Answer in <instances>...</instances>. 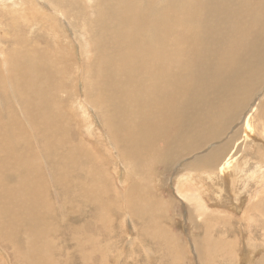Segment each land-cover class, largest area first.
Returning a JSON list of instances; mask_svg holds the SVG:
<instances>
[{
	"label": "bare ground",
	"instance_id": "6f19581e",
	"mask_svg": "<svg viewBox=\"0 0 264 264\" xmlns=\"http://www.w3.org/2000/svg\"><path fill=\"white\" fill-rule=\"evenodd\" d=\"M12 1L15 4L17 3L15 0ZM244 1L246 3L240 6L239 0H175V4L172 7L170 5V0L169 2L168 0H50L51 4L47 2L51 11H54L53 13L61 14L67 17V19H72L74 16L81 18V25L83 26L81 27L85 29V34L89 35V42H87V45H89L88 48H91L93 52L104 51V55L99 57L98 60L95 59L91 62L89 68L82 70V78L85 80V87L83 89V97L85 98L81 100V98L78 97L80 99L79 101L75 100V103H77L79 107H81L83 113H85L88 125L85 126L84 129H82V124L80 128L78 127V121L73 125L80 139L77 143V148L69 150L67 153H61L57 150L54 154H58L57 156L59 157L55 158L54 156L51 163L46 161L44 164L47 173L48 170L51 172L52 169L59 173L57 179H55L54 175H49L50 182L56 185L54 187L56 195H60V197L65 200L64 202L66 205L67 199L72 200V206L74 207L67 209V211L62 207V215H60L61 213H57L56 210L58 207L56 209L54 208L50 199V190L46 186L43 189L45 194L40 195L41 198L36 193L37 191L33 192L32 185L34 182H32L30 174L29 177L24 174L22 181L16 179L14 186L9 190H5L1 187L0 192L2 197L4 196L3 200L9 201L11 199L10 201H12L17 198V203H11L1 208L0 238L4 239L5 237L4 242L6 245L12 244L14 246L15 244L21 243L24 246L23 248L21 247V249H18L17 246L12 247L11 251H9L8 248H0V254H3V258L5 257L7 262L10 264H62L66 261L67 264H109L110 261H107L109 258L105 259L106 256L104 258L103 251L93 244L92 241L95 239V236L93 237L92 234L89 235V231H87L88 233L83 232L82 234L79 231L82 228L86 229L84 227L93 225H99L105 227V229L107 228L106 226L109 225L108 230H111L113 227L112 223H114L115 229H117V225L118 229L121 227L123 228L126 232V234L123 235L125 237H128V231L125 230L124 227L128 228V225L131 224L132 227L134 226L136 228V230L134 229L135 232L129 230L131 231L132 238L129 239L130 241H128V243L126 241L127 245L124 247L127 248L128 246V249L130 248L131 250V255H136L142 261V264H166L168 260L167 262H165V260L169 258H171L170 260L173 259V264H182L183 244H179L176 242V239L174 240V238H172L170 234L171 228H169L171 225H167L163 218H161L162 216H158L159 214L164 215L168 212L163 207L164 202L155 197L149 186L141 185L143 187L141 188V186H139L140 184L138 185L137 182L139 180H137V177L142 173L139 172L138 165L142 159L143 162H147L144 161V157L147 153L149 154L150 150L159 149L160 146L166 147L168 145H174V143L182 141L184 139L183 137L190 131L191 137L189 135L187 139L185 138V140L179 144V147L177 146L178 161L182 156L187 154L191 157V162L187 164L182 165V162L179 161V163L181 162L180 165L184 168L203 171L208 173L209 178L217 171L220 177L225 181L228 179L227 177H229V175L232 176V173L237 177V172L239 173L240 170H244V168L241 167L243 161L239 154L242 153V151L244 152L245 148L247 149V141L252 136L249 133L253 134L255 131L252 124L251 113L255 104L248 105V102H245L244 97L238 91L239 94L237 95L240 98V102H243L239 103L236 100V89H228L219 85L217 86V92H215L219 96L221 102L219 104L217 102L218 105H216L217 109L215 110L217 114L215 113L213 122H210L213 124L208 125L209 122L206 121L208 119L205 117L209 118V115H202L204 118L198 116L196 118L200 117L201 119H195L194 116H192L194 115L195 111L193 110H195V108L192 110V108L189 107L190 104H194V98H198L196 97L197 89H193L196 86L192 82V77L197 72L205 73L203 69H206L207 63L211 62L213 59L223 61V63L228 62L230 65H233L237 63V58L233 55L234 51H252L261 55V62H264L263 13L253 10L256 7V0ZM84 4H90L92 9H87V7H84ZM110 22L114 23L113 29L109 28ZM102 35H115L114 39L116 44L111 47L110 41L107 43L102 42L100 40ZM214 42H216V44ZM251 43H253V45ZM216 45H219L221 49L218 50ZM3 46L4 44L0 42V63H3L6 70L10 67L12 68V80L14 81L15 88L18 90L13 94L10 92H6V94L2 92L1 99L6 97L7 99L14 98L17 103H20L19 105H21L22 113L28 114L27 118L29 116L34 118L37 123L44 118V115H52V119L57 121L58 117L62 114V104L64 102V104H66L67 100L70 98L69 90L62 84V78L67 75V71H65L63 67H60L59 63H57V65L56 61L52 60L48 55H38V49L23 54L22 52L16 51L15 54L10 57L8 52L5 53L2 49ZM248 58L249 57H247L246 60ZM10 60L11 62H9ZM120 60L123 61L124 64L119 62ZM241 61L244 62L245 60H240V62ZM254 61L250 62L252 63ZM43 67H45L44 70L42 69ZM48 67H51L53 70L46 71ZM222 70L224 71V69ZM191 71L196 73L194 74ZM261 71L264 72V68H262ZM95 72L98 74H95ZM250 74H254V71L251 70ZM240 75H242V73H240ZM8 77H10V75ZM212 78H214V76ZM51 80H54L56 83H51ZM195 82L200 85L211 84L207 83L205 79L203 81L201 79L197 81L196 79ZM45 84L54 86L47 89L45 88ZM93 86H97L98 91L96 93L92 90ZM213 87L215 86L213 85ZM110 88V94L104 92V90L106 91ZM209 88L210 87H202V90L207 91ZM212 90H214V88ZM57 91H63L69 94V96L61 97V99L55 98L51 103L42 102L43 99L47 101L46 97L50 93L57 94ZM100 91H103L105 97L107 96L103 103L99 100L102 97H98ZM204 107L205 106H203V108ZM84 108L92 110V115L90 114V116L85 112ZM189 108L192 112L190 110L187 113V109L189 110ZM202 110L204 112V109ZM65 114L67 113L65 112ZM221 115L223 116L220 118ZM46 116L45 118L49 117ZM94 119L97 122H94ZM216 119L218 120L215 121ZM23 120L25 119L23 118ZM256 126L259 135L255 134L252 136V143L257 145L258 143L264 142V122L259 121V124ZM80 130L88 131L87 133L90 135H92L91 131L94 132L95 130L100 142H102L103 151L98 152L92 146V142ZM69 131L72 132V127ZM62 135L61 133V136ZM220 139L221 141H219ZM87 140L90 141L91 145L89 144L90 146L88 147H90L94 156L105 161V163L108 164L106 168L114 169L113 173H117V176L124 178L125 169L116 168V162L128 167L127 174L130 176V182L128 184H123V187L119 185V187L117 183L115 184V178L108 169L102 171L98 169V166L93 164L87 166L79 163V160L84 154L81 146ZM209 140H213V142L209 145L206 144L207 148L204 143L206 141L209 142ZM54 142H60V144L58 143L57 145L63 147L67 146L68 148L75 146L74 141L72 140L69 142L68 139L55 140ZM202 143L204 144L203 146L207 148L206 151L190 152L193 148H200ZM9 145L11 146V142ZM182 145L185 146L183 150L180 148ZM170 146H168V148ZM260 146L261 145H259V147L257 146L258 148L255 149L256 151L254 150L255 153L254 151L252 153L259 155L261 158L263 156V151L262 149L260 150ZM7 148L12 149V152H14V148L18 149L16 146H14V148ZM168 148L166 147L164 150ZM175 150L176 148L174 151ZM201 150L202 149L199 151ZM86 154L89 156L88 153ZM157 154L155 155L154 153L155 156H157ZM169 154L172 155L174 153L171 152ZM160 156L162 157V155ZM12 157H16L23 162H18ZM164 157L166 158V155H164ZM172 157H174V155H172ZM263 157L261 158V163L258 165V169H262L264 166ZM23 158L24 156L22 155H0V168H4V166L8 167L10 163L18 167L23 163V167L26 169L25 172L28 173V169L24 166V161H26L27 158L24 160ZM149 158L152 157L150 156ZM158 158L156 157V160H152V162H159ZM251 158L252 157L249 159ZM67 159L74 162L71 168L65 170V167L60 166V163L66 162ZM169 159L171 158L168 156V160ZM159 160V164L163 167H167L166 164L170 163L164 159ZM171 161H174V159H171ZM244 164L245 163L242 165ZM142 169L144 168L142 167ZM89 171L99 175V177H97V184L100 188V192L103 194L102 199L96 195L94 191L96 189L93 190L89 187L85 190L79 187L81 184L79 179L74 181L73 177L81 178L84 174L89 173ZM143 173L146 175L148 172ZM62 174L65 175H63L64 178L60 177ZM133 175L137 178V182ZM147 175H149V173ZM260 177H263L261 180V191L263 192L264 172L258 178ZM14 179L15 173L13 172L5 173L2 177V181L5 184H10ZM232 183H235L234 178L231 179L229 185ZM175 187V190L180 194L193 195L192 183L187 177L179 179ZM153 188H155V190L157 189V187ZM72 189L75 190V192H73ZM78 191L84 193L79 194L77 193ZM110 194L117 196L119 201L121 200L120 198L127 199L126 197H128L130 203L127 202L128 200L126 201L128 204H121L123 200L121 203H117V200H113L115 202L110 201L112 200L109 197L111 196ZM141 194L144 195L145 201H138L141 198L137 200V195L141 196ZM106 195L110 200L105 199ZM196 201L199 202L197 199ZM198 202L197 205L199 208H197L200 214L198 216H191L190 218L192 219L195 217L193 221L203 222L204 228L211 231L214 220L213 217H216L215 213L217 211H213L212 209L208 210L205 205V207H203L204 203L201 200L199 203ZM192 204L195 206L196 202L193 203L192 201ZM109 206H111V208ZM258 208H264V196H261L260 193L254 199L249 209L247 207L243 209L241 218L245 217L248 221H252L253 224L262 222L260 223L262 228L259 230V235L264 237V210L258 211ZM19 209L24 211V214L19 220L24 226H22V230L19 229L15 237L13 235L15 233L14 228L9 231H7V228L11 223H17L13 218L18 214ZM110 209L111 216H114L113 222H111L108 216H101L99 224L93 219L98 213L101 212V214H103V212H109ZM28 211L30 212L29 214ZM206 213L211 216L210 219H203L205 218L203 214L205 216ZM254 216H257L259 219H253ZM57 217L58 220L55 222L54 219ZM222 219L224 220L225 218L223 217ZM118 222H120L121 227ZM240 222L241 221L238 222V225L241 226V232H243L237 234L240 235L243 241L241 250L235 252L234 249L233 251L229 249L232 244H235V241L237 242V240H239H234L230 236L227 237V240H224L225 245L221 249L222 251H226H224V253H227V256L228 254L233 255V257L230 256L231 259L236 255L237 258H235V260H237V264L243 263L245 261L244 258L250 255V248L248 247L247 249L245 246L248 244V241H250V238L254 237L252 230H250V228H244ZM45 223L50 224L51 227L48 226L50 228L46 227L48 230L51 229L50 233L54 231L56 235L57 233L61 234V238L57 236V239L66 249L59 246L57 240L53 236L44 233V231L42 234H46V237H41L43 236L41 233H39L41 236L38 235L40 229H46L43 227ZM1 228H3L4 232ZM246 232L248 234L247 236ZM125 239H123V241ZM141 242L143 247L145 245L153 246L155 248L154 254H149L146 252V249H142L143 247H141V249L138 248L139 251L136 250L138 245L139 247L141 246L139 244ZM169 242L173 244L170 243V249L168 250L165 246ZM204 242H207L206 249L212 252L211 249L214 247L213 238L206 236ZM192 243L194 245L193 251L199 253L198 249L200 246L198 245L200 243H198V236H196V240H192ZM116 244H118V242H116ZM244 247L249 251H246ZM172 248L173 251H171ZM218 248L220 249V247ZM203 249H201V251H203ZM64 250H66L65 254L63 252ZM151 252L153 253V251ZM56 253L58 254L56 255ZM222 253H220V255ZM211 254L210 256H212ZM198 259H200V257H198ZM212 259L215 258L212 257ZM235 260H233V262ZM248 263L264 264V255L257 263L251 260H249Z\"/></svg>",
	"mask_w": 264,
	"mask_h": 264
},
{
	"label": "rangeland",
	"instance_id": "374dc122",
	"mask_svg": "<svg viewBox=\"0 0 264 264\" xmlns=\"http://www.w3.org/2000/svg\"><path fill=\"white\" fill-rule=\"evenodd\" d=\"M15 1H17L16 4L12 0H0V27H1L0 28V42H2L4 44L2 49L4 50L5 53L8 52L10 57H12L16 51L22 52V54H23V53H28L32 50H37V49H38V55H43V56L48 55V57H50L52 60L56 61V64L59 63L60 64L59 66L63 67L65 69V71H67L66 72L67 75L62 78V84L67 88V90H69L70 98L67 100L66 104H64L65 102L62 104V106H63L62 107L63 108L62 114L58 117L57 121L55 119H52V115H50V116L48 115L49 117L44 115V118L39 120V123H37L34 120V118H32L30 116L27 118L28 114L22 113L21 105H19L20 103H17V101L14 98L7 99V97H6V98L1 99V93L2 92L5 94H6V92H10L13 94L18 89L15 88L14 81L12 80V75H13L12 68L10 67L8 70H6L5 69L6 67L4 68L3 63H0V110H1L0 111V122H2V123H0V144H1L0 145V155L1 156H7L8 154L19 155V156L22 155V156H24L23 160L25 158H27V160L24 161V166H26V168L28 169V173L25 172L26 169L23 167V163L18 167H15L12 165V163H10L8 167L4 166V168H0V190H1V187H3L5 190L6 189L9 190L12 186H14L16 179L18 181H22L24 174L27 175L28 177L30 174L31 180H32V182H34L32 185V190H34L33 192L37 191L36 193L40 197V195L45 194L43 192V189L46 186L50 190V199H51V202L53 203L54 208L56 209L58 207L56 211H57V213H59V214L61 213L60 215H62V212H61L62 207L66 211H67V209H71V207H74V206H72V200L67 199V205H66L64 202L65 200H63L60 197V195L59 196L56 195V192L54 189V187L56 185L53 182H50L51 180L49 178V175L50 176L54 175L55 179H57L59 173L57 171H54L53 169L51 170V172L48 170V173H47V170H46L44 164L46 163V161L48 163L49 162L51 163L52 158L54 156H55V158L59 157V156H57L58 154H54V152L57 150L60 151L61 153H67L69 150L77 148V143H78V141H80V139H79V135L77 134V132L73 128V125L77 121L79 122V124H78L79 128L81 127V124H82V129H84L85 126L88 125V122H87L88 120L85 118L86 117L85 113H83L81 107H79V105L77 103H75V100L79 101L80 98H81V100L83 98H85V97H83L84 96L83 89L85 87V84H84L85 80L82 78V76H83L82 70L89 68V64L91 62H93L95 59L98 60L99 57H102L104 55V51L93 52L91 50V48H88L89 45H87V42H89V40H88L89 35L85 34V32H84L85 29L82 28L83 27L81 25L82 19L79 17H76V16H74L73 18L71 17L72 19H67V17L62 16L61 14L53 13L54 11H51V9L49 8V6L47 4V2L51 4L50 0H43L45 2L39 1V0H15ZM181 1H186V0H181ZM168 2H169V0H168ZM170 2H171L170 5L172 7L175 4V0H170ZM245 3L246 2L244 0H239L240 6H243ZM255 3H256L255 4L256 7L253 10L263 13V17H264V0H256ZM84 7H87V9H89V10L92 9L90 4H84ZM109 28L113 29L114 23L110 22ZM258 35H263V34H258ZM114 36L115 35H102L100 40L104 43H107L110 41L109 43L111 44V47H112V45L116 44ZM107 37L109 40L107 39ZM214 43L216 44V42H214ZM251 44L253 45V43H251ZM216 47L218 50L221 49V47L219 45H216ZM17 49H19V50H17ZM61 49L63 52L61 51ZM233 55L237 58V61H236L237 63H234L233 65H230L228 62L223 63V61L213 59L211 62L207 63V67H205L206 69H203V71L205 73H198L197 72L198 73V75H197L196 72L191 71L194 74L196 73L192 77V79H193L192 82L196 86L193 89L194 90L197 89L196 90V93H197L196 97H198V98H194V101H195L193 104L194 106L192 104H190L189 107L192 108V110H193V108H195V110H193V111H195L194 115H192V116H194L195 119H201L200 117L209 115V118L208 117H205V118L208 119V120H206L209 122L208 125L209 124L211 125L213 123H210V122H213V118L215 116V113L217 114V112L215 111L217 109L216 105H218L221 102L219 96L216 93L217 92V86L220 85L221 87H226L228 89H233V90L236 89L235 90L236 91L235 92L236 100L239 103H243V102H240V98L237 95L240 93L244 97L245 102H248V105L255 104L253 107V110L251 111V113H252V124L255 128V131L253 134H251V133H249V134L252 136H254L255 134L259 135V131L257 130L256 125L259 124V121L264 122V72L261 71L262 68H264V62L263 61H262L263 63L261 62V60H262L261 55L254 53L252 51L251 52L250 51L249 52H241V51L236 52V51H234ZM246 56L249 57L247 60H246V58H247ZM241 57H243V58H241ZM250 57H251V59H250ZM258 57H259V59H258ZM240 60H245L244 61L245 63L243 61H241L242 62V64H241ZM250 61H254V62L251 63ZM9 62H11V60ZM119 62L123 63V61H121V60ZM246 62H247V64H246ZM52 63H55V62H52ZM241 65H242V67H241ZM251 65L254 67H252ZM248 68H250V69H248ZM42 69L44 70L45 67H43ZM222 69H224V71ZM243 69H245V70H243ZM50 70H53V69L51 67H48L46 69V71H50ZM238 70L240 73H242V75H240ZM249 70L254 71V74H250ZM243 71H244V74H243ZM223 72H224V74H223ZM95 74H98V73L95 72ZM248 74H249V76H248ZM9 75H10V77H8ZM216 75H218V76H216ZM213 76H214V78H212ZM220 77H221V79H220ZM223 78H224V80H223ZM196 79H197V81H198V79H201L202 81L205 79L207 83H211V84H209V85L201 84L200 85V84L195 82ZM54 80L57 81L56 79H54ZM54 80H51V83L55 84L56 82ZM237 80L240 84L237 82ZM245 81H247V82H245ZM100 82H99V86H100ZM48 85L45 84V88L50 89L52 86H54L51 84L49 86ZM213 85L215 87H213ZM202 87H210V88L207 91H205V90H202ZM198 88H200V89H198ZM213 88H214V90H212ZM92 90L96 93L98 91L97 86L96 87L93 86ZM209 91H210V93H209ZM238 91H239V93H238ZM248 91H249V93H248ZM251 91H252V95H251ZM104 92L110 94L111 88L106 90V91L104 90ZM69 94H66L63 91H57V94L52 93L50 95V97L48 95L46 97L47 101L45 99H43L42 102L51 103L54 101L55 98L61 99V97H66L67 95L69 96ZM99 94H98V97L99 98L102 97L99 100L102 101V103H103L106 100L107 96L105 97V95L103 94V91H100ZM7 95H9V94H7ZM78 97H80V98H78ZM207 97H209V98H207ZM206 99H207V101H206ZM197 102H199V103H197ZM207 102H209V103H207ZM217 102H218V104H217ZM206 105H208V106H206ZM203 106H205L207 108H205V107L203 108ZM190 108H189V110L187 109V113H188V111L191 110ZM202 109H204V112ZM16 110H18V111H16ZM192 110H191V112H192ZM84 111L87 112L89 115L90 114L92 115V110H87L86 108H84ZM65 112L68 115L65 114ZM70 112H72V113H70ZM259 112H260V115H259ZM71 114H73V115H71ZM66 115H67V117H66ZM45 116L48 118H45ZM198 116H200V117L196 118ZM222 116L223 115H221L220 118ZM23 118L25 120H23ZM5 120H6V122H5ZM32 120H34V121H32ZM64 120H65V122H64ZM217 120L218 119H216L215 121H217ZM28 122H29V124H28ZM31 122H33V123H31ZM94 122H97V121L95 120ZM23 127H24V129H23ZM71 127H72V132L69 131V129ZM32 128H34V129H32ZM175 130H177V129H175ZM80 131L86 135V137L92 142V146L98 152L103 151L102 142H100L99 137L96 135L97 132H95V130H94V132L91 131L92 135L88 134L87 133L88 131H85V130H80ZM61 133L64 135V136L62 135L63 137L61 136ZM19 134H22V135H19ZM260 134H261V132H260ZM5 135H6V137H5ZM189 135L191 137L190 131L188 132V134L185 137H183L184 138L183 140H185V138L187 139L189 137ZM252 136L247 141V149L245 148L244 152L242 151V153L239 154L241 160L243 161L241 163V167H243L244 170L241 168L242 170H240L239 173L237 172V175H238L237 177L234 173L231 174L232 176L229 175V177H227L230 181L232 178L235 179V183L234 184L232 183L231 185H229L230 181L228 179H226V181L224 179H222L220 177V174H218L217 171H216L217 174L214 173L213 176L211 175L212 177L209 178L208 173H205L203 171H195L192 169L184 168L182 166L183 164H187V163L191 162L190 161L191 157H189V154L184 155L179 159V161L182 162V165H180L181 162L179 163V161H178L177 149L179 147V144L183 140L180 142L174 143V145H171V146L168 145V146H170L169 148H168V146H166L168 148V149H165L166 151L164 150V148H166L165 146H163V147L160 146L159 149L150 150L149 154L147 153L146 156L144 157V161H147V162H143V159L141 160V162L139 161L141 164L139 163L138 170H139V172H142V173L139 177H137L138 179L133 175L134 179L139 180L138 182L136 180L138 185L140 184L139 186H141V185L149 186L152 189L155 197L158 200L164 202L163 207L168 212L164 214L163 213L164 211H163L162 213L164 215L159 214L158 216H162L161 218H163L164 222L167 225H171L169 228H171L170 234L172 235V238H174V240L176 239L177 240L176 242H178L179 244H183L184 250L182 251V260H183V262L181 261L182 264H228V263L229 264H232V263L237 264V260H235V258H237L236 255L234 256V258L231 259V257H233V255L228 254V256H227V253H224L225 250L222 251L221 249L225 245L224 240H227V237L230 236L234 240H237V239H239V240H237V242L235 241L234 242L235 244L234 245L232 244L229 247V249H231L232 251L234 249L235 252H239L241 250V248L243 246V241H242V238H240V235H238V234L242 233L243 231L241 232L242 228L240 225H238L239 221H241L240 223H242V226H244V228H250V230H252V233L254 236V237L250 238V241H248V244L245 246V247H247V249L249 247L250 251L244 247L246 249V251L250 252V255L247 258L245 257L244 258L245 261L243 263H240V264H249L248 263L249 260L257 263L258 261H260L262 259V256L264 255V237L263 236L261 237L259 235V232H260L259 230L262 228L260 223H262V222H256V224H253V222L250 220L248 221L247 218H245V217L241 218V215H243V209L246 207L249 209L251 207V204L254 202V199L258 196L259 193L261 196H264V191L263 192L261 191V188H262V186H261L262 181L261 180L263 177L258 178L264 172V166L262 167V169H258V165L261 163V160H262L261 158L264 156V142H261L262 144L258 143L257 145L253 144L252 143V139H253ZM13 138L15 141L13 140ZM259 138H260V136H259ZM67 139L69 142L73 140L75 143V146L68 148L67 146L63 147V146L57 145L58 143L60 144L61 141L60 142H54L55 140H67ZM7 140H9V141H7ZM89 140H87L81 146L84 154L82 155L81 159L79 160V163H81L83 165H87V166H90V164H93L95 166H98L99 167L98 169H100L102 171L104 169L105 170L108 169L109 172L112 173L113 177L115 178V180H114L115 184L117 183L118 186L120 185L122 187L125 184H128L130 182V176H128V174H127L128 173V171H127L128 167L124 166L123 164L116 162V164H115V165H117L116 168H119V169L124 168L125 169V174L123 175L124 178L121 176H117L116 175L117 173H113L114 169L106 168L108 166V164L105 163V161L100 160V158H96L94 156L92 150L90 149V147H88L91 145ZM219 141H221V139ZM10 142H11V146L9 145ZM17 142H18V145H17ZM211 142H213V140H209V142L206 141L204 144L209 145ZM204 144L202 143L200 148H193L192 150H190V152L192 151L195 153V152L206 151L208 147L206 145L207 148H205L203 146ZM161 145H162V143H161ZM259 145H261L260 150L262 149V151H263V156L261 158L259 155L254 154L256 151L255 149H257L259 147ZM14 146L18 147V149H15ZM7 147H13L14 152H12V149H8ZM175 148H176V150L174 151ZM180 148L183 150L185 148V146L182 145ZM180 148H179V150H180ZM200 149H202V150L199 151ZM161 151L163 154L161 153ZM253 151H254V153H252ZM171 152L174 153V154H172V155H174V157H172V155L169 154ZM86 153H88L89 156ZM154 153H155V155L158 153L157 156H155ZM51 155H52V157H51ZM149 155L152 158H149L150 157ZM160 155H162V157ZM164 155H166V158L164 157ZM167 155L169 156V158L174 159V161H171V159L168 160ZM254 155H255V157H254ZM156 157L157 158L160 157V158H158L159 162L155 161L157 164L154 161L152 162V160H156ZM250 157H252V158L249 159ZM12 158H14L18 162H23V161H20L16 157H12ZM145 158H147V159H145ZM148 158H149V160H148ZM175 158H177V159H175ZM159 159H164L170 163L166 164L167 167H163L162 165L159 164L160 163ZM148 161H149V163H148ZM73 162H71L69 159H67L66 162H64V163L61 162L62 164L60 163V166H64L65 170H66V169H69L72 167ZM243 163H245V164L242 165ZM141 165L144 169H142ZM11 168H13L14 170ZM8 172L15 173V179L10 184H5L2 181V177L4 176L5 173H8ZM143 172H148L149 175H147L148 173L145 175V173H143ZM150 173H153V174H150ZM63 175L64 174L60 175V177L64 178L65 175L64 176ZM116 176H117V179H116ZM97 177H99V175L97 173H91V171H89V173L84 174L81 178H78V177H73V178H74V181L77 179L80 180V182H81V184L79 185L80 188H84L85 190H87L89 187L92 188L93 190L96 189L97 191L94 190L96 192V195H98L99 198L102 199L103 194L100 192V188L97 184V182H98ZM185 177L189 178V180L192 183L194 196L189 195V194H180L179 192H177L175 190L176 189L175 186L177 185L178 180L184 179ZM149 178H150V180H149ZM125 180L128 182H126ZM141 181H143V182H141ZM153 187H157V189L155 190V188H153ZM141 188H143V187L141 186ZM57 191H58V189H57ZM72 191L75 192V190H73V189H72ZM51 192H52V194H51ZM77 193L83 194L84 192L78 191ZM110 195L111 196H109V195L108 196L112 200L108 199L109 197H107V195H106L105 199L110 200V201L117 200L118 201L117 203H121V201L123 200V203H121V204H125L127 202L130 203L128 197H126L127 199L120 198L121 200L119 201L117 196H115L114 194H110ZM3 198H4V196L2 197L1 192H0V209L2 207H6L5 205L8 206L11 203H13V204L17 203V201H16L17 198L13 199L12 201H10L11 200L10 198H9L10 199L9 201L3 200ZM138 199H140V200H138ZM196 199L199 200V202L201 200L204 203V204L201 203V204H203V207L206 206L208 208V210L212 209L213 211H217L215 213L216 217H213L214 220H213L211 231L206 230L204 228L203 222L193 221V219H195V217H193L192 219L190 218L191 216H198L200 214L199 209H198L199 207L197 205L198 201H196ZM1 200L4 204L1 202ZM137 200L138 201H145L144 195L143 194H141V196L137 195ZM192 201H193V203L196 202L195 206L192 204ZM113 202H115V201H113ZM57 204H58V206H57ZM87 205H88V203H87ZM109 207L111 208V206H109ZM260 210H264V208H261V209L258 208V211H260ZM110 211H111V209L109 210V212H106V213L103 212V214H101V212H100V213H98L99 216L97 214V216H94L93 219L99 224L101 216L102 217L108 216V218L110 217L109 219H111V222H113L112 220H114V216L113 217L111 216ZM1 213H2V209L0 210V214ZM29 213L30 212L28 211V214ZM23 214H24V211H21V209H19L18 214H16L13 218L14 221H17V223L13 222L11 220L13 223H11L10 226L7 228V231L14 228L15 233L13 235L15 237H16V233L19 232V229L22 230V226H24V224L19 221ZM66 214H68V213H66ZM158 216H156V217H158ZM1 217H2V215H1ZM203 217H205V218H203L205 220H207V218L208 219L211 218V216H209L208 213H206L205 216L203 214ZM223 217L225 218L224 220L222 219ZM98 218H99V220H98ZM257 218H258L257 216L253 217V219H257ZM2 219H3V217H2ZM54 220L56 222L58 220V217L55 218ZM16 224H17V226H16ZM45 224L43 226L45 228L50 226L49 223L46 224L47 226ZM112 224H113V227L111 230H108L109 225L106 226L107 227L106 229H105V227H101L99 225H93V226L84 227L86 229L82 228L79 232L82 234L83 232L86 233L87 231H89V233L87 232L89 235L92 234L93 237L95 236V239H93L92 242L95 245V247H97V248L101 249V251H103L104 258L106 256L105 259L109 258V260L107 259L108 262L110 261L109 264H116V263L117 264H142V261L136 255H131V250H130V248L128 249V246H127V248L124 247L127 245L128 241H130L129 239L132 238L131 231H129V230L134 231V229L136 230V228L134 226L132 227L131 224L128 225L129 226L128 228L124 227V229L128 231V233H127L128 237H125L123 235H125L126 232L121 227L120 222H118L119 226L121 227L120 229H118V225H117V229H115L114 223H112ZM50 227H48V228H50ZM98 227H100V228H98ZM113 229H115V230H113ZM1 230L3 231V228H1ZM50 230L51 229L48 230L47 228L44 230V228H42L38 231V235L39 236L43 235L42 232L44 231V233H46L50 236H53L57 240L59 246L66 249V247H64V245H61L59 240L57 239V236L59 238H61V234L57 233V235H56V232H54V231H52V233H50L51 232ZM53 232H54V235H53ZM39 233H41V235ZM46 234H44L41 237H46L47 236ZM114 235H116V236H114ZM247 235L248 234L246 232V236ZM196 236H198V243H200L198 246L201 247V248L199 247V249H198L199 253H195L193 251L194 245L192 243V240L193 241L196 240ZM206 236L213 238V244H214V247H216V248L213 247V249H211L212 252H210L209 249H206V246H207L206 243L207 242H204V239L206 238ZM123 239H125V240L123 241ZM4 241H5V237H4V239L0 238V248H2V247L6 248V249L8 248L9 251H11L12 247H15V246H17L18 249H21V247L22 248L24 247L21 243L17 244V245L15 244L14 246L12 244L6 245V243ZM126 241H127V243H126ZM111 242H114V243H111ZM116 242H118V244H116ZM170 243H172V242H169L165 246L166 248H168V250L170 249L169 248ZM8 244H10V243H8ZM139 244L141 246L139 247V245L137 244L138 246H137L136 250H138V251H139L138 248L141 249V247H143L142 242ZM244 244H246V243H244ZM145 246L142 249H146V252L153 255L155 248L153 246H150V245H145ZM106 247H108V248H106ZM118 247H119V249H118ZM172 247H173V245H172ZM218 247H220V249ZM232 247H234V248H232ZM107 249L109 252L107 251ZM127 249H128V252H127ZM201 249H203V251H201ZM218 250H219V252H218ZM151 251H153V253ZM171 251H173V248ZM0 252H1V250H0ZM63 252L65 254L66 250H64ZM235 252H233V253H235ZM261 252H262V254H261ZM216 253H218V254H216ZM220 253L223 254V257H222V254L220 255ZM57 254L58 253H56V255ZM117 254H118V256H117ZM210 254L212 256H210ZM254 254H256V255H254ZM217 255H219V256H217ZM123 256H124V258H123ZM224 256H225V258H224ZM198 257H200V259H198ZM212 257L215 259H212ZM228 257H230V258H228ZM250 257H251V259H250ZM62 258H64V257H62ZM53 259H54V257H53ZM117 259H118V261H117ZM170 259L171 258L166 259L165 262H167V260H168L167 263L173 264V262H174L173 259L172 260H170ZM233 260H235V261L233 262ZM134 262H136V263H134ZM0 264H10L9 262H7L5 257L3 258L2 253L0 254ZM62 264H67V262L64 261Z\"/></svg>",
	"mask_w": 264,
	"mask_h": 264
}]
</instances>
